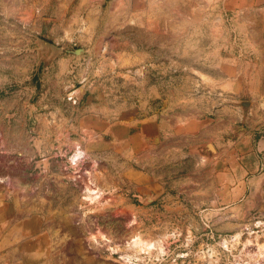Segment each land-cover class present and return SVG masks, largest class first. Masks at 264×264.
I'll return each instance as SVG.
<instances>
[{
    "label": "rangeland",
    "instance_id": "374dc122",
    "mask_svg": "<svg viewBox=\"0 0 264 264\" xmlns=\"http://www.w3.org/2000/svg\"><path fill=\"white\" fill-rule=\"evenodd\" d=\"M239 15L264 19V11L243 10L233 0H0V105L19 107L29 134L37 115L75 114L87 92L111 107L136 103L148 112L211 118L240 117L255 107L257 149L264 139V84H237L230 69L235 61L228 59L243 53L249 67L251 48L233 25ZM13 113L0 107L5 126L14 125ZM208 143L200 144V154L216 155ZM32 144L37 156L18 155L50 173L51 158L35 139ZM73 152L70 169L60 168L71 184L79 234L67 238L71 249L60 258L71 264H264V201L239 219L218 202L190 203L170 182L198 173L195 155L155 160L150 173L168 182L143 193L105 160L72 163ZM87 185L98 194L89 196Z\"/></svg>",
    "mask_w": 264,
    "mask_h": 264
},
{
    "label": "crops",
    "instance_id": "0c3cea01",
    "mask_svg": "<svg viewBox=\"0 0 264 264\" xmlns=\"http://www.w3.org/2000/svg\"><path fill=\"white\" fill-rule=\"evenodd\" d=\"M233 1L246 11H264V0ZM233 25L251 48L245 61L249 67L243 66V53L228 57L235 61L230 64L233 81L240 84L245 79L251 88H258L264 84V19L239 15ZM87 93L85 101L74 106L75 114L64 110L37 115L35 134L26 131L19 107L12 110L1 102L2 112H14V125L6 122L5 126L0 120V264H71L59 252L70 251L71 239L66 240L76 238L79 230L72 225L71 184L60 167L70 169L67 157L76 149L82 151L81 158L105 160L143 193L157 191L168 182L164 174L150 173L155 160L193 154L201 162L198 173L170 181L190 203L218 202L240 219L264 201V171H260L264 169V139L257 149L252 146L253 135L259 134L255 107L242 110L240 117L211 118L204 113L148 112L136 103L111 107ZM5 130L10 134H4ZM33 139L38 140L39 151L51 158L48 174L40 173L45 167L35 171L22 158L37 156ZM207 141L217 148L216 155L200 154V144ZM171 198L166 196L167 204Z\"/></svg>",
    "mask_w": 264,
    "mask_h": 264
},
{
    "label": "bare ground",
    "instance_id": "6f19581e",
    "mask_svg": "<svg viewBox=\"0 0 264 264\" xmlns=\"http://www.w3.org/2000/svg\"><path fill=\"white\" fill-rule=\"evenodd\" d=\"M81 153H82V151L80 150V149H77L74 153H73V156H72V162L73 163H76L77 161H79V159L81 158ZM86 190H87V192H88V194H89V196L94 192V193H97L98 194V191L99 190H96V188L94 189L92 186H90V185H87L86 186ZM87 194V193H86ZM92 196V195H91ZM91 198V197H90Z\"/></svg>",
    "mask_w": 264,
    "mask_h": 264
},
{
    "label": "water",
    "instance_id": "95a60500",
    "mask_svg": "<svg viewBox=\"0 0 264 264\" xmlns=\"http://www.w3.org/2000/svg\"><path fill=\"white\" fill-rule=\"evenodd\" d=\"M35 145H36V148L38 147V140L37 139H35ZM207 148L209 149V152L211 153H214L215 152V148H214V146H213V144L212 143H208L207 144ZM38 149V151H39V148H37ZM42 163H47V161H46V159H44V160H42Z\"/></svg>",
    "mask_w": 264,
    "mask_h": 264
},
{
    "label": "built area",
    "instance_id": "2783aa9c",
    "mask_svg": "<svg viewBox=\"0 0 264 264\" xmlns=\"http://www.w3.org/2000/svg\"><path fill=\"white\" fill-rule=\"evenodd\" d=\"M68 99L72 100L73 103H76V101H77L76 98H74V96H69Z\"/></svg>",
    "mask_w": 264,
    "mask_h": 264
}]
</instances>
